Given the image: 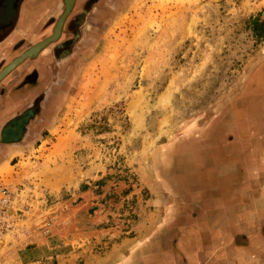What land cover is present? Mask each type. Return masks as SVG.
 <instances>
[{"label": "rangeland", "instance_id": "obj_1", "mask_svg": "<svg viewBox=\"0 0 264 264\" xmlns=\"http://www.w3.org/2000/svg\"><path fill=\"white\" fill-rule=\"evenodd\" d=\"M263 10L264 0H99L72 66L39 73L40 111L0 151V264L103 255L153 210L149 167L162 147L174 155L208 130L215 146L237 144L242 91L264 79V39L246 21Z\"/></svg>", "mask_w": 264, "mask_h": 264}, {"label": "crops", "instance_id": "obj_2", "mask_svg": "<svg viewBox=\"0 0 264 264\" xmlns=\"http://www.w3.org/2000/svg\"><path fill=\"white\" fill-rule=\"evenodd\" d=\"M55 1L22 3L16 27L6 38L0 35V60L43 15L39 9ZM256 76L242 91L238 116L246 123L239 122L238 143L215 146L208 130L174 155L166 146L159 149L147 182L153 210L133 238L84 264H264V79ZM232 150L237 155L229 159Z\"/></svg>", "mask_w": 264, "mask_h": 264}, {"label": "flooded vegetation", "instance_id": "obj_3", "mask_svg": "<svg viewBox=\"0 0 264 264\" xmlns=\"http://www.w3.org/2000/svg\"><path fill=\"white\" fill-rule=\"evenodd\" d=\"M24 1L0 0L1 39L6 38L18 24ZM98 2L99 0H72L67 11L65 0H56L48 9L42 8L43 15L6 49L5 56L0 60V70L37 47L36 51L23 57L0 79V151L5 147L19 146L29 125H33L43 98V91L38 90L39 73L45 71L43 74L45 78L48 77L46 80L54 79L72 66L69 62L75 60L74 57L80 50L82 32L88 26L91 13ZM48 38L52 40L45 42ZM43 42L45 44L40 45ZM54 97L55 95L51 96V99ZM240 102L242 100L239 101V106ZM253 140L252 138L250 144ZM232 152L233 150L227 154L228 157L229 154L233 155Z\"/></svg>", "mask_w": 264, "mask_h": 264}, {"label": "trees", "instance_id": "obj_4", "mask_svg": "<svg viewBox=\"0 0 264 264\" xmlns=\"http://www.w3.org/2000/svg\"><path fill=\"white\" fill-rule=\"evenodd\" d=\"M246 27L255 41L264 39V10L263 15L258 14L255 17L248 18Z\"/></svg>", "mask_w": 264, "mask_h": 264}, {"label": "bare ground", "instance_id": "obj_5", "mask_svg": "<svg viewBox=\"0 0 264 264\" xmlns=\"http://www.w3.org/2000/svg\"><path fill=\"white\" fill-rule=\"evenodd\" d=\"M70 1H71V0H65L66 10H67V11H68L69 6H70ZM67 11H66V12H67ZM66 12H65V13H66ZM50 40H52V39H51V38H48L47 41H45V42H49ZM45 42H43V43L40 44V45L45 44ZM36 49H37V47L34 48L33 50L27 52V53L22 54L20 57H18V58H16L15 60H13L8 66H6V67H8V68H7V69L5 68V70L3 71V73L6 72V70H8L10 67H13V66H15L17 63H19L20 60H21L23 57H25V56H27V55L33 53L34 51H36ZM136 98H137V97H136ZM135 104H136V100H135V99H132V101H131L130 104L128 105V111H129V113H130L131 115H133V117H132V121H133V124H134L133 126H135V125L138 124V120H137V118L134 116V114H133V112H132V111H134V109L136 108V107L134 108V106H136ZM135 113H136V112H135ZM135 127H136V126H135Z\"/></svg>", "mask_w": 264, "mask_h": 264}, {"label": "built area", "instance_id": "obj_6", "mask_svg": "<svg viewBox=\"0 0 264 264\" xmlns=\"http://www.w3.org/2000/svg\"><path fill=\"white\" fill-rule=\"evenodd\" d=\"M9 203V194L4 187H0V205L6 206Z\"/></svg>", "mask_w": 264, "mask_h": 264}, {"label": "water", "instance_id": "obj_7", "mask_svg": "<svg viewBox=\"0 0 264 264\" xmlns=\"http://www.w3.org/2000/svg\"><path fill=\"white\" fill-rule=\"evenodd\" d=\"M64 2V1H63ZM72 0L70 1L71 4ZM5 68L7 69L8 67H3L0 71V79L5 76L10 70H12L14 67H10L8 70H6V72L3 73V71L5 70Z\"/></svg>", "mask_w": 264, "mask_h": 264}]
</instances>
